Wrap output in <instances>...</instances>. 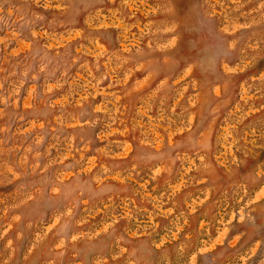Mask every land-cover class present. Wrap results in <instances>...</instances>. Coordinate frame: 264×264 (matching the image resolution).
Returning a JSON list of instances; mask_svg holds the SVG:
<instances>
[{
	"label": "rangeland",
	"instance_id": "374dc122",
	"mask_svg": "<svg viewBox=\"0 0 264 264\" xmlns=\"http://www.w3.org/2000/svg\"><path fill=\"white\" fill-rule=\"evenodd\" d=\"M0 264H264V0H0Z\"/></svg>",
	"mask_w": 264,
	"mask_h": 264
}]
</instances>
